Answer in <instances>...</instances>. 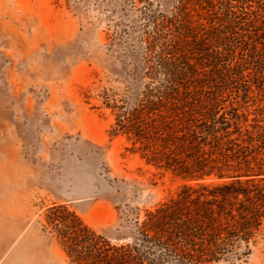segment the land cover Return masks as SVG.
Segmentation results:
<instances>
[{
	"label": "trees",
	"instance_id": "1",
	"mask_svg": "<svg viewBox=\"0 0 264 264\" xmlns=\"http://www.w3.org/2000/svg\"><path fill=\"white\" fill-rule=\"evenodd\" d=\"M139 11L140 76L133 100L106 92L113 137L182 181L112 243L66 205L45 231L68 264H217L264 228V0H179L170 13ZM140 5V7H139ZM213 183H210V182Z\"/></svg>",
	"mask_w": 264,
	"mask_h": 264
},
{
	"label": "rangeland",
	"instance_id": "2",
	"mask_svg": "<svg viewBox=\"0 0 264 264\" xmlns=\"http://www.w3.org/2000/svg\"><path fill=\"white\" fill-rule=\"evenodd\" d=\"M150 1L170 13L179 0ZM138 19L128 0H0V264H68L45 231L54 205L116 244L182 185L111 135L103 105L150 81L140 29L124 33ZM262 234L217 264H264Z\"/></svg>",
	"mask_w": 264,
	"mask_h": 264
}]
</instances>
